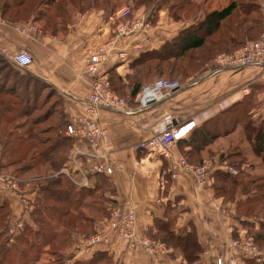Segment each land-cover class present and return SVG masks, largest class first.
<instances>
[{
	"label": "crops",
	"instance_id": "0c3cea01",
	"mask_svg": "<svg viewBox=\"0 0 264 264\" xmlns=\"http://www.w3.org/2000/svg\"><path fill=\"white\" fill-rule=\"evenodd\" d=\"M138 12L136 15L143 14V10ZM103 14V10L98 9L78 13L73 17L64 37L45 33L41 29L24 33L21 28L31 23L32 18L28 22L13 21L0 15V54L11 59L21 51L29 53L32 61L27 70L55 88V93L62 99L63 113L68 119L71 116H88L85 101L90 92L91 80L83 74L87 59L85 47L90 42L107 40L115 28L109 21L104 20ZM161 16L155 25L149 24L146 27V37L137 39L142 45L140 51L132 46L135 38L125 37L118 44V49L123 47L126 51L125 57L121 58L114 53L104 64L103 74L109 80L112 74L118 75L125 96H130L131 86L137 79L134 76L137 73L136 68L132 67L131 63L141 52L157 49L159 43L171 37L165 36L166 28L172 27V22L175 21L172 18L169 21L168 15ZM184 27L181 26L179 30ZM216 66L215 58L206 60L200 69L179 79L182 84L179 90L146 109L132 114L100 111L99 119L107 129L102 144L110 149L108 157L111 166V173L102 175L110 186L109 194H115L124 209L134 207L136 237L146 233L155 234L157 229L154 221L166 220L170 215H174L176 234L189 230V224L195 229L197 241L203 250L196 264H213L216 257L230 255H236L239 264H247L245 257L250 258V254L229 245L232 239L242 236L246 231L237 218V200L244 199V195L238 193L234 198L226 199L216 195L210 184L206 187L198 186L189 175L171 179L166 171L167 162L161 156L137 148L139 142L150 138L156 131L169 124L178 125L194 120L195 128L202 124L213 128L218 118L231 112L249 95L258 106L252 111L253 116L264 119V72L255 66L239 69L224 67L214 71ZM153 77L152 74L144 75L141 84L149 82ZM244 86H247L246 91H242ZM0 87V96H13L5 93L4 89L10 88L9 84H2ZM129 106L134 107L132 99ZM235 132L234 129L221 134L199 148L194 147L189 138L179 140L172 147L173 156L176 159L185 156L193 165L201 159L214 163L227 160L221 156L222 153L227 155L232 152ZM69 138L73 147L76 141ZM2 148L0 144V155ZM97 178L98 175L93 178L94 183ZM1 201L8 205L9 217L22 214L16 194L4 193L0 195V203ZM124 246V241L119 236L112 238L109 246L85 247L81 243L77 244L86 259L93 251L104 249L110 256V264L183 262L180 255H172L171 248H166L156 262L151 263V257L141 247H137L132 256H126L123 252ZM78 256L73 255L75 259H78Z\"/></svg>",
	"mask_w": 264,
	"mask_h": 264
},
{
	"label": "rangeland",
	"instance_id": "374dc122",
	"mask_svg": "<svg viewBox=\"0 0 264 264\" xmlns=\"http://www.w3.org/2000/svg\"><path fill=\"white\" fill-rule=\"evenodd\" d=\"M29 1L28 5L25 4L19 10H16V7L11 8L5 15V18L12 19L17 17L19 18V21L28 22V19L32 18L33 14L31 13H35L37 10L35 6L39 3V0ZM74 1L77 4L78 0ZM102 1L87 0L85 1L86 9H83L86 10L85 12L93 9H100ZM147 1L148 0H104V20L109 21L110 25L116 27L119 20L114 15L119 8L128 5L129 7H132V11L137 14L140 10H143L144 12V7L140 4ZM232 1H235L238 4L237 9L233 11L231 16L222 20L220 28L211 36L207 37L206 44L195 51H191L190 55H184V57L188 59H181L182 62L176 63V66L171 63L162 64L164 72L160 76L175 78L177 80L182 79L184 74L197 69L199 59L204 58L205 60H208L210 56L211 58H215L219 53H230L232 50L239 47V44L242 42V40L239 41V39L243 38V41L259 39L263 36L262 32L259 33V29L262 24L264 26V0L159 1L160 9L159 11L156 10L157 16L153 21H149V24L155 25L161 15L170 16L169 21H171L172 18L175 22H172V27L169 26L166 28L167 33L165 36H171L169 39H173L177 35L181 26H189L193 23H198L200 20L204 19L205 15L209 12L219 10ZM2 2L3 0H0V6L2 5ZM26 2H28V0ZM60 2L61 5L58 7L60 10H57L59 3V0H57L48 7H45L48 8L45 10L47 11L45 16L40 17L36 13L39 21L31 23L38 29H47V31H51L52 28L55 27L58 33L62 35L68 26V23H70L73 17L80 12L76 10L78 9V6L77 8L74 7L71 1L61 0ZM89 2H92L93 6L89 5ZM16 11L18 12L16 13ZM57 15L61 18L57 17ZM46 25L49 26L46 27ZM241 27H244L247 30H242L240 29ZM161 29L164 28L161 27ZM165 42L166 40L159 43L157 48L162 45L166 46V44H163ZM173 69L175 70V73L169 72ZM48 91L49 89L46 88V91L44 92ZM115 92L120 94L119 96L121 97H127L125 96V92L121 89H116ZM17 102L18 101L14 97L5 95L0 96V107L8 106L9 104L17 105ZM40 104L41 103H39V105ZM50 107L53 109V114L51 113L50 116L38 118L42 114L44 116L47 112V108ZM257 107V102L254 99H250V103L247 106L245 104L237 106L231 112H228L221 117V119H225L228 128L236 130L235 135L233 136L234 145H232L231 148V151L236 153V156L232 159V163H235L232 165L235 167L236 172L230 174H232V176H236L237 179L234 184L228 179L227 183L224 185L225 188L231 192V195H224H227L226 197L228 198H233L234 194L232 193L235 191H237L236 194L241 193L244 195V193H247L249 196L263 194V199H260L251 205H242L237 212L241 219V224L247 229V231L250 234L252 233L258 236L260 232L262 233L260 224H264V166L260 157L253 151V147L255 146L254 140L258 130L261 128V121H263L260 117L253 116L252 111ZM65 118L66 116L63 113L62 99L59 94L55 93L49 97H46L45 95L44 102L34 111L29 110L27 112L25 111V113L23 112L21 114L13 115L7 123H1L0 142L5 141V139L7 141L10 140L8 143L6 142V144L3 145L4 147L1 150L0 165L1 168L4 169L2 171L9 173L14 172L15 175L22 180V183L33 179L38 180L37 177L39 175L43 178H47L51 173L55 174L54 169L48 163H43V160H40L38 153L44 148H47L55 143V141L58 140V135L64 133ZM61 143L63 146L59 147L57 151L55 150V152L51 153V156H54L57 160H60L63 154H65L64 157L67 156V151H69V145L65 142ZM25 166L29 169L21 171V168H25ZM41 180L42 181L38 180V182H40L39 184L47 185L48 182H45L44 179ZM98 183L99 187L95 189L93 187L91 194L84 195L80 205L76 206L77 208L67 205L66 202H64L66 204L65 205L62 201L57 202L53 199L44 200L40 198L32 203L33 195L32 192L29 191L31 206L30 204H27V210L19 216L14 215V217H22L24 218V222H27L28 215L26 214V211L29 213V211H31L34 207L37 210L38 207L44 206L46 208L45 213L48 216H53L55 221L52 223L45 222L39 225H34L33 222H31V224L35 229H45L47 234L51 237L55 236V239L49 245H45L40 243L41 239H34V236L29 234L26 242H21L18 245V248H11L9 254L5 258L6 263L4 264H60L58 263L59 261H62L64 264H71L69 262L74 261V257L71 258L73 255H79L78 258H84V255L79 254L78 250L80 247H77V244H80L86 236L94 233L96 229H101L103 226L105 229V224L108 218V212L105 210V204L110 186L107 183H105L104 186L103 177L100 178V182ZM38 194L43 193L38 191L37 195ZM68 206L71 211L69 212V215L65 217H59L56 212L52 211V209L55 208L68 209ZM248 208L250 209L249 212H247ZM171 216L173 215H170L168 218H171ZM35 217L38 218L40 215L35 213ZM8 219L9 216L6 219L7 222ZM103 220L104 225H101V221ZM75 222V231L70 232L69 236L63 234L65 232L64 230ZM1 228H3L2 223H0V230ZM21 232L14 236L13 240H9L8 232L4 231L3 235L0 237V244L3 243L5 238H7L9 243H15ZM115 237L116 236H113L112 238L114 239ZM140 237H146L151 241L158 242V244H160L159 248L166 251V245L158 240V235L146 233ZM257 240L260 246L256 245L259 248L261 247L264 249V238H257ZM138 247H141L146 254L152 258L151 254L145 250V247ZM20 251L27 252V256L23 258L22 254H19ZM133 253L129 256H132ZM172 253L174 255H180L178 254V249H175ZM108 259L111 260L107 257L105 260L101 259L95 264H108ZM150 262L154 263L156 261L151 260Z\"/></svg>",
	"mask_w": 264,
	"mask_h": 264
},
{
	"label": "built area",
	"instance_id": "2783aa9c",
	"mask_svg": "<svg viewBox=\"0 0 264 264\" xmlns=\"http://www.w3.org/2000/svg\"><path fill=\"white\" fill-rule=\"evenodd\" d=\"M119 21L114 28L113 34L105 41L90 42L85 47L87 59L83 68V74L90 80V92L86 98V113L88 116H71L65 127V135L74 138L76 144L69 156V166L56 172L53 175L64 173L77 187H93V178L98 174L109 175L111 173L110 149L102 144L107 134V129L99 119L100 111H117L124 114H132L135 111L148 108L158 103L181 88L177 79L156 77L151 82L142 86L140 92L134 98V107L129 106L130 96H118L112 89L109 79L103 74L104 64L108 57L117 53L123 58L126 51L118 49L119 42L125 37L135 38L133 48L140 51L141 42L138 38L147 36L146 27L149 25L145 12L136 15L132 9L125 5L119 8L114 15ZM38 28L28 23L21 28L24 33L35 32ZM138 39V40H137ZM12 63L19 68H27L32 61L29 53L21 51L11 58ZM216 67L214 71L228 67L239 69L245 66H255L264 72V35L259 39L245 40L231 53H219L215 57ZM247 86L242 87L246 91ZM90 116V117H89ZM196 122L190 120L178 125L169 124L156 131L153 136L137 144V148L154 152L161 156L166 162V171L171 179L181 175H189L200 187H206L210 183L216 171L235 173V167L227 160L214 163L207 160L201 164L193 165L184 156L174 158L172 147L179 141L190 135L195 128ZM78 175V176H77ZM22 180L15 174L0 170V194L14 193L19 198V205L23 213L29 205V198L25 189L21 187ZM106 208L108 218L106 228L104 226L88 236L81 245L93 247L96 245L109 246L113 236H119L124 241V254L131 255L138 246L145 247V250L156 261L164 250L159 248L158 242L149 240L146 237H136L135 224L136 215L134 207L123 209L115 194L110 193L106 197ZM31 206V204H30ZM219 209V206H215ZM24 218L11 215L7 222L9 240L18 235L24 228ZM104 225V220L101 225ZM230 247H238L247 251L256 262L264 264V252L253 242L250 237L234 238L229 243ZM82 254L81 249L78 250ZM213 264H239L236 255L216 257Z\"/></svg>",
	"mask_w": 264,
	"mask_h": 264
},
{
	"label": "trees",
	"instance_id": "16d2710c",
	"mask_svg": "<svg viewBox=\"0 0 264 264\" xmlns=\"http://www.w3.org/2000/svg\"><path fill=\"white\" fill-rule=\"evenodd\" d=\"M26 1L27 0H3L2 5L0 6V15L2 17H5V15L13 7H16L17 8L16 10H19L25 4L27 5L29 4L30 1L29 0L28 2ZM55 1L57 0H39V3L35 6V8L37 9L36 12L31 13L33 14L31 21L34 23L35 21L36 22L39 21V19L37 18V15L40 17L45 16L47 12L45 10L48 9L45 7H48L49 5L53 4ZM60 1L61 0H59L57 10H60V8H58L61 5ZM66 1H71L73 3V6L76 8L78 6V9L76 10H78L80 13L81 12L84 13L86 11L85 1L87 0H78L77 4L75 3L74 0H66ZM95 1H98V0H95ZM159 1L160 0H148L147 2H143L142 4H140V5H143L144 7V12L147 15L148 21H153L154 18L157 16L156 10L159 11L160 9ZM89 5L93 6V3L89 2ZM237 7H238V4L235 1H232L228 5H226L225 7L219 10H213L209 12L208 14L205 15L204 19L200 20V22L193 23L189 26H185L184 28L180 29L177 35L173 39H168L166 40L165 43H163V44H166V46L162 45L161 47L157 49H151L148 51L141 52L139 56L131 63V66L136 68V71H137V73H135L134 75L136 76L135 78L137 79L132 84L131 90L129 93L134 103V106L136 104L134 102V98L140 92L142 86L151 82L156 77H162L160 76L164 72V68L162 64L171 63V64H175L176 66V63L182 62L181 59H188V58H185L184 55H190L191 51H195L199 49L200 47H203L207 42V37L211 36L215 31H217L221 26L222 20H225L226 18L231 16L233 11L237 9ZM98 10H103L104 12V0L102 1L101 8ZM17 12L18 11H16V13ZM57 17H60V16L57 15ZM11 20L19 21V18L14 17ZM72 21L68 23V26L72 23ZM48 26L46 25V27ZM68 26L66 27L62 35L58 33L55 27H53L51 31H47V29L46 30L42 29V31L45 33L56 35L58 37H64L68 31ZM263 27L264 26L262 24L260 26L259 33L263 31ZM240 29L247 30L244 27H241ZM241 40L242 42L239 44V46L245 41V40L243 41V38L239 39V41ZM234 50H232L231 52H233ZM210 58L211 56L208 59ZM205 61L206 60L204 58L199 59L198 67L196 70L200 69L202 64ZM196 70H193V71H190L184 74L183 78L187 77L188 75H190L192 72ZM169 72L175 73V70L173 69V70H170ZM149 74L154 75L153 79L145 84H141V79L144 77V75H149ZM112 76L110 77L109 81H110L113 91L115 92L116 89L120 90L122 85L120 83V80H119L120 77L118 75L112 74ZM166 78H169V77H166ZM171 79H175V78H171ZM2 84L10 85L9 89L8 88L4 89L6 91L5 93L12 94L13 96H10V97H14L18 102H17V105L9 104L8 106L0 107V124L7 123L13 115L21 114L23 112L25 113V111L27 112L29 110L34 111L35 109H37L38 106H40L44 102L45 95L46 97H49L52 94H55V88L52 87L50 83H48L47 81H45L44 79L38 76L32 75L27 70V68H19L15 66L9 57L3 54H0V85ZM11 86H12V89H11ZM46 88L49 89L48 92H44L46 91ZM42 92L44 93L42 94ZM0 93H1V87H0ZM117 95L119 96L120 94H117ZM250 99H254V98L251 95L245 97L240 102V104H238V106H241L242 104H245L247 106L250 103ZM39 103L41 104L39 105ZM52 110L53 109L51 107L47 108L46 114L44 116L42 114L38 118L50 116L52 113ZM220 118H218V120L216 121L217 124L214 125L213 128L208 127L207 124H202L199 128L197 127L198 130L197 128H194L192 132L190 133V135L186 138H189L190 140H192V144L194 147L199 148V147L206 145L208 141L215 139L219 135L226 134L229 131H231L232 129L227 127L226 125L227 122L225 121V119L222 120ZM261 120L263 121H261V128L258 130V133L255 137V140H254L255 146L253 147V151L257 156L260 157L262 164L264 166V119H261ZM67 123H68V118L66 116L64 127H66ZM249 135L248 137L250 138ZM9 141L5 139V141L0 142V144H2L3 146L6 144V142L8 143ZM61 142H65L69 145L68 147L69 151H67L68 152V154H66L67 156L64 157L65 154H63L60 160L59 159L57 160L55 159L54 156H51V153L55 152V150L57 151L59 147L63 146ZM72 144H73L72 140L69 137L65 136L64 133L59 134L58 140H56L55 143H53L51 146H48L47 148H44L43 150H41V152L38 153V156H40V160H43V163H48L54 169L55 173L59 172L60 170L64 169L66 166H69V153L70 151H72L71 149H73V147H71ZM235 154H236L235 152H231L230 154H227V155H224V153H222L221 158L227 159L231 164L234 165L235 163H232L233 162L232 159L236 156ZM186 160L188 159L186 158ZM204 161H207V160L201 159L198 163H195V164L196 165L201 164ZM27 169L29 168L25 166V168H21V171H24ZM0 170H4L1 168V165H0ZM12 173L15 174L14 172ZM52 174L53 173H51L50 176H48L47 178H43L41 175L37 177L39 181H42L41 179H44L45 182H48L47 185L39 184L40 182H38V180L36 179H33L31 181L28 180L27 182H23L21 184V187L25 189V192L29 198V203L31 199V197H29V191H30L32 192V195H33L32 203H34V201L40 198L44 200L53 199L57 202L58 201H62L63 203L66 202L67 205L77 208L76 206L80 205L83 196L86 194H91L93 187L94 189L99 187L98 182H100V178L102 177L104 178L102 174H98L97 181L94 183L93 187L83 186V187L77 188L66 174L59 173L56 176ZM228 179L231 180V182L234 184L236 183L237 178L236 176H232V174L228 172L216 171L212 176L209 186H212L216 195L223 196L224 198H227V199H232V198L226 197L227 195H224V194L231 195V192L227 190L224 185L227 183ZM105 183L106 181L104 178V186H105ZM38 191L40 193L42 192L43 194L37 195ZM236 193L237 191L232 193L234 194L233 198ZM244 195H245L244 199L237 200V212L240 206L245 205V204L251 205L259 201L260 199H263V194L249 196L247 193H244ZM69 206H68V209L55 208V209H52V211L56 212L59 215V217H65L69 215V212L71 211ZM35 210L36 209L34 207L33 209H31V211H29V213H27L26 211V214L28 215L27 222L25 221L23 231L17 237L15 243H9L7 238H5L3 240V243L0 244V256H1L0 264L6 263L5 258L9 254V251L11 250V248H18V245L21 242H26L28 239L27 236L29 234L33 235L34 239L35 238L39 240L41 239L40 243L45 244V245H49L55 239V236H52V237L49 236L45 229L40 230V228L35 229L32 227L31 222H33L34 225L35 224L39 225L45 222L52 223L55 221L53 216H48L45 213L46 208L44 206H40L38 207L36 211ZM105 210L107 211L106 206H105ZM249 211L250 209L248 208L247 212ZM35 213H38L40 217L38 218L35 217ZM7 217H8V205L6 204V202L1 201L0 203V223H2L3 228H1L0 237L3 235L4 231H7V220H6ZM237 218L239 219V221H241L238 214H237ZM174 221H175L174 215L171 216V218L167 217L166 220L156 219L154 221L155 228L157 229V232L155 233V235H158L159 240L164 245H166V248H171L172 251H174L175 249H178V254H180L183 260L181 264H196V262L200 259V255L203 250L197 241L196 232H195L193 225L189 224V227H190L189 230L181 232L180 234H176L174 231ZM75 226H76V222L74 224L72 223L71 226L69 225L68 228L64 230L65 232L63 234L69 236L70 232L75 231V228H76ZM242 227L244 226L242 225ZM260 229L262 230V233L260 232V234H258L257 236L252 233L250 234L245 228L246 230L245 233L242 236H238L237 238L250 237L252 238L255 244L260 246L258 244L257 238H264V233H263L264 224H260ZM33 241H36V240H33ZM261 250L264 252V249L261 248ZM19 254H22L23 258L27 256V252H24V251H20ZM172 255L174 254L172 253ZM107 257L110 258L107 252H104V249L103 250L98 249V250L93 251L91 256L87 259L86 258L75 259L73 258V256H71V258H73L74 261L69 262V263L71 264L73 263L95 264L99 262L101 259L105 260ZM245 258H246L245 262L247 264H261V263L256 262L252 257L250 258L245 257ZM58 263L64 264L62 261H59ZM108 264H110V260Z\"/></svg>",
	"mask_w": 264,
	"mask_h": 264
}]
</instances>
